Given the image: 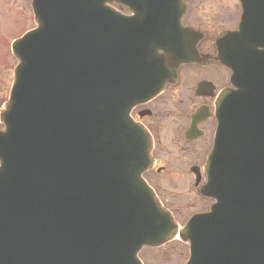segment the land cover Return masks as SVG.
<instances>
[{
	"label": "water",
	"instance_id": "obj_1",
	"mask_svg": "<svg viewBox=\"0 0 264 264\" xmlns=\"http://www.w3.org/2000/svg\"><path fill=\"white\" fill-rule=\"evenodd\" d=\"M32 1L38 27L12 43L19 64L1 114L0 264H143L142 247L177 234L190 242L186 264H264V70L237 68L217 100L200 190L214 203L179 230L142 178L149 137L129 115L163 88L155 24L110 6L122 0ZM240 36L222 41L224 61L227 48L255 51Z\"/></svg>",
	"mask_w": 264,
	"mask_h": 264
},
{
	"label": "flooded vegetation",
	"instance_id": "obj_2",
	"mask_svg": "<svg viewBox=\"0 0 264 264\" xmlns=\"http://www.w3.org/2000/svg\"><path fill=\"white\" fill-rule=\"evenodd\" d=\"M129 1L124 0L118 7L128 17L134 15ZM155 3L161 5L156 10V23H164L169 28L167 35L172 38L167 41L169 51L159 49L158 38L156 43L164 87L154 99L135 105L130 115L152 137L154 165L144 177L176 215L179 210L175 211L174 205L178 208L180 202L173 199L169 206L162 195V184L186 182L198 192L197 182L207 177L204 164L216 136L217 100L232 87L233 70L220 58V35L240 29L248 3L256 45L253 56L255 59L264 56V0H185L183 25L194 31L172 30L177 17L171 0ZM184 51L188 54L183 59L189 60L174 61L177 57L174 53Z\"/></svg>",
	"mask_w": 264,
	"mask_h": 264
},
{
	"label": "rangeland",
	"instance_id": "obj_3",
	"mask_svg": "<svg viewBox=\"0 0 264 264\" xmlns=\"http://www.w3.org/2000/svg\"><path fill=\"white\" fill-rule=\"evenodd\" d=\"M36 26L30 0H0V105L6 100L13 80L12 74L17 59L11 53V42ZM2 126L0 122V127ZM191 184V183H190ZM186 182L162 184V195L169 206L180 202L176 220L187 221L192 214L207 209L211 203L199 197L195 189ZM144 264H183L189 257L188 245L179 240L171 241L159 248H143L140 251Z\"/></svg>",
	"mask_w": 264,
	"mask_h": 264
}]
</instances>
